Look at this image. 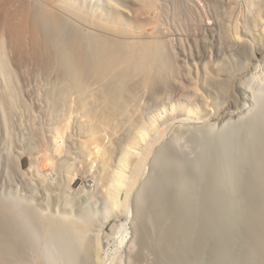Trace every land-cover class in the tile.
Listing matches in <instances>:
<instances>
[{"label":"bare ground","instance_id":"bare-ground-1","mask_svg":"<svg viewBox=\"0 0 264 264\" xmlns=\"http://www.w3.org/2000/svg\"><path fill=\"white\" fill-rule=\"evenodd\" d=\"M133 1L134 7L111 3L105 14L84 11L74 0H0V62L12 64L21 76L40 74L48 124L38 142L63 152L49 176L37 171V163L48 155L40 146L18 152V159L29 161L26 172L15 168L26 198L0 196V264H105L103 239L92 233L83 200L96 194L102 212L115 211L117 200L130 195L131 176L138 168L143 173L156 146L159 168L154 162L148 167L153 185H147L148 174L138 192L169 195L178 182L187 185L182 164L175 161L182 154L179 141L189 142L198 133L223 134L226 127L236 128L234 153L249 172H238L232 190L237 197L228 196L226 185L214 180L217 169L227 174L226 154L234 150L226 140L215 142L203 150V179L193 184L191 201L200 210L226 201L251 211L255 219L264 215V0H241V35L236 29L226 33L212 58L199 54L190 69L191 56L181 50L183 36L164 23L166 15L160 12L166 0ZM227 1V12L236 15L238 0ZM2 68L0 119L5 123L15 107L11 89L1 87L7 76ZM76 173L82 187L74 201L65 193ZM252 224L249 237L256 229ZM167 243L162 255L175 259L177 252Z\"/></svg>","mask_w":264,"mask_h":264},{"label":"rangeland","instance_id":"rangeland-1","mask_svg":"<svg viewBox=\"0 0 264 264\" xmlns=\"http://www.w3.org/2000/svg\"><path fill=\"white\" fill-rule=\"evenodd\" d=\"M74 1L76 4L81 2L83 6L80 3L79 7L81 5L84 11L90 8H92L90 11H96V9H100L99 11H103L105 14L108 13L107 10L111 12L110 6L111 3L114 2H120L126 6H135V1L133 0ZM254 1L258 2V0ZM169 2L170 1L167 0L164 1V4H162L161 8H164V6L166 8H164L165 10L160 8V12H162L161 14L164 13L166 15L165 17L167 19L163 17V19L165 18L164 23L167 21L166 23L170 24L171 27L173 26L172 29L175 30L177 35L180 37L183 36L181 38L179 37L181 42H183L181 45V50L187 53V55L191 56V59L189 58V61L186 64V67H189V69L192 66L190 62L192 60H196L198 56H200L199 54H201V57L206 56L207 54L209 56H207L208 58H210L211 55L212 58V55L216 53V48H218L217 46L220 44L219 41H221V37L224 38L226 33H232L233 31L235 32L236 30H239L236 32H239V35H241L239 22H241L240 17H243L241 14L244 12V5L243 1L241 0L237 1L238 4L236 3L237 9H235L238 10L237 12L234 11V14L236 15H229L230 12H227L229 11L228 8L230 5L227 0H176V3ZM180 3L183 6L180 5ZM230 19L232 20L229 21ZM221 27L222 30H220ZM183 38L185 40H183ZM189 39H191L192 42ZM184 49H186V51ZM0 64V68L5 67L4 70L2 68V71L4 73L7 72V76L4 77L1 75V83H3L1 84V87L5 88L8 86V88L11 89V94L14 98L13 99L11 97L13 100L12 108H15H13V110L9 109V111H12L10 112L12 116L14 113L16 114H14L12 117L10 113H7L9 116H6V124L0 119V196L2 198L5 197L6 199L13 198L16 200H23L26 198L25 194L27 189L25 188L24 183L21 182L16 171L22 170L23 172H26L29 161L26 160V158H22V160L18 159L17 154L18 152L27 154L30 152V150L34 149L39 150L37 147L42 145V143L39 144L38 141L44 139L47 134L46 128L48 124V112L43 101L44 92H42L44 90V82L38 73L34 74L33 72H27L21 76V73H19V71L16 70L12 64L9 65L10 67L8 66V63H4L2 61ZM190 74L191 77H193L192 68ZM6 81L10 83H7L6 85ZM44 118H46V120ZM235 130L236 128L234 129V127H226L225 130H223V134L221 133L222 135L198 133V136L194 134L196 135V138H194V135L189 137L191 138L189 139V142L181 140L183 142L182 143L179 141L180 144L183 145L181 154L182 156L180 155L181 157H176L175 161H178V164H182L179 165L182 166L181 171L185 175V181L187 185L183 182H178L177 190L169 193V195L156 193V191L151 195H145L144 193L138 192L140 191L139 189L142 182L148 176V174L150 175L149 177L152 181L149 180L147 185H153L154 176H151L148 167L150 163L152 164L154 162L155 167L157 169L159 168L157 167L159 166V163L155 159L157 155L156 146L154 149L151 147L150 149L152 150L149 149L151 152H149L150 156L148 155V161H146L143 173L141 172V168H138L137 173H133L131 176V183L128 181L129 188L131 190L130 195L125 198V194H123L121 199L117 200L119 203L117 209L113 211L114 213L109 212L107 214L102 212V201L96 194H92V196L90 194L88 195L87 199L83 200L85 203L84 205L87 206L85 214L92 220L90 221L92 233L97 234L101 239H103V254L105 255L103 263L264 264V215L262 216V212L259 216L257 215L258 217H256V219L260 218L257 220L259 222H257L255 217H253V214L250 213L251 211H247L246 209L242 208L241 205L236 203L232 204L225 201L224 204H219L220 206L217 205L216 207L214 206L212 208L208 207L209 209L207 208L206 210H200L191 199L192 195L190 191L193 189V187H195L194 185L198 183L199 178L200 180L203 179V177H200L202 174H200L199 169L200 167H203L206 160L207 155L205 154V151L207 147L209 148L210 145L215 144V142L217 144L220 141L218 143L220 144L221 140H226L231 144L230 146L234 150L235 143H237ZM66 144L64 141L62 149L64 145L66 146ZM40 148L43 150V152L48 154V160H40L39 163L36 162L37 171L39 173H43L42 175L46 174L45 176H49L51 174L52 168H55L56 165H58V160L63 156V152H61L62 154H59L50 146H40ZM203 150L205 151L203 152ZM234 152L235 150L233 152L231 151L230 154H226V159L229 165V170L227 169L228 175L225 173L223 174L220 169H217V171H219L216 175L218 176V180H214V182L216 181L217 184L222 187H225L226 185V190L231 191V195L227 192L228 196L236 198L237 196L234 192H236V181L239 180L238 172L247 174L249 171H245H247L249 168L247 166L244 167L245 163ZM15 168L17 170H15ZM242 168L244 169L242 170ZM201 169L202 172L205 167ZM162 176V178H164L166 181L165 178L167 176ZM81 178L82 176L77 173L74 176L72 175L74 187L71 185V187L69 186L67 188L65 195H68V198H73L72 200L76 199L75 194H79V190L82 187L80 182ZM224 178L226 179L224 180ZM214 184L216 185V183ZM232 190L234 192H232ZM253 219L255 221H251ZM250 224L254 225L256 228L252 231L251 237H249V231H247L249 230L248 228ZM168 241L169 244L167 243ZM189 242H191V246L188 247ZM165 243L168 244V247L171 245L175 249L177 255L175 253L174 254L177 256V258L175 256V259L173 258L168 260L169 258L167 259L162 255L163 251H161V248H163ZM179 247L181 248L182 252ZM185 247L186 249H184ZM202 247L204 249H202ZM197 248L201 250L198 251Z\"/></svg>","mask_w":264,"mask_h":264}]
</instances>
